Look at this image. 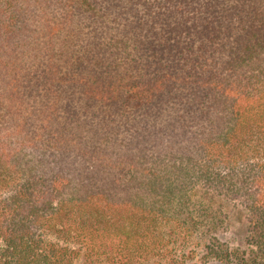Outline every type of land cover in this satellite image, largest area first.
I'll return each instance as SVG.
<instances>
[{"label": "trees", "instance_id": "obj_1", "mask_svg": "<svg viewBox=\"0 0 264 264\" xmlns=\"http://www.w3.org/2000/svg\"><path fill=\"white\" fill-rule=\"evenodd\" d=\"M199 187L244 248L174 253ZM84 252L264 264V0H0V264Z\"/></svg>", "mask_w": 264, "mask_h": 264}, {"label": "rangeland", "instance_id": "obj_2", "mask_svg": "<svg viewBox=\"0 0 264 264\" xmlns=\"http://www.w3.org/2000/svg\"><path fill=\"white\" fill-rule=\"evenodd\" d=\"M192 203L193 208L197 210V214L200 216V226L196 230L193 229L190 235L180 236L183 239L177 242V249H173L174 253L181 255L189 250H198L199 246L211 235L234 247L244 248L246 246L247 210L242 204L230 201L200 187L193 192ZM211 218L216 219V226L211 224ZM180 237L176 238L179 239ZM173 246L175 245L172 244V248ZM167 260L156 259L145 264H165L168 262ZM75 264L106 263L100 257L91 256L88 252H84ZM187 264L196 263L195 260H189Z\"/></svg>", "mask_w": 264, "mask_h": 264}]
</instances>
